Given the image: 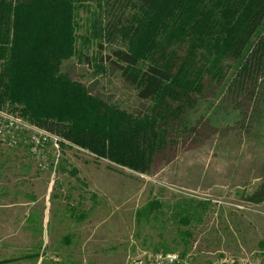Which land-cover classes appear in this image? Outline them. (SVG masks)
I'll list each match as a JSON object with an SVG mask.
<instances>
[{
	"label": "rangeland",
	"instance_id": "374dc122",
	"mask_svg": "<svg viewBox=\"0 0 264 264\" xmlns=\"http://www.w3.org/2000/svg\"><path fill=\"white\" fill-rule=\"evenodd\" d=\"M88 5L77 11L76 53L61 72L108 105L147 113L150 101L113 56L123 43L92 38L98 7ZM225 64L224 76H206L194 105L170 123L147 173L64 141L56 166L45 150L43 170L26 148L0 151V263L127 264L143 252H177L201 264L222 252L264 253V199H245L264 177V76L238 93Z\"/></svg>",
	"mask_w": 264,
	"mask_h": 264
},
{
	"label": "trees",
	"instance_id": "16d2710c",
	"mask_svg": "<svg viewBox=\"0 0 264 264\" xmlns=\"http://www.w3.org/2000/svg\"><path fill=\"white\" fill-rule=\"evenodd\" d=\"M90 2L98 7L92 38L123 43L113 56L138 98L150 101L147 113L108 105L61 72L76 53L77 11L90 12ZM225 62L238 93L258 86L264 0H0V108L20 106L70 145L138 173L166 147L170 123L194 105L206 76H224ZM245 199L263 201L264 177Z\"/></svg>",
	"mask_w": 264,
	"mask_h": 264
},
{
	"label": "built area",
	"instance_id": "2783aa9c",
	"mask_svg": "<svg viewBox=\"0 0 264 264\" xmlns=\"http://www.w3.org/2000/svg\"><path fill=\"white\" fill-rule=\"evenodd\" d=\"M62 143L63 138L27 120L18 110L8 106L0 108V151L26 148V152L33 157V160L39 162L38 167L43 170L47 167L45 150L52 148L54 154L51 162L52 166H56L61 156ZM127 264H192V257L190 255L181 257L177 252H143L132 257ZM201 264H264V253H253L236 258L222 252Z\"/></svg>",
	"mask_w": 264,
	"mask_h": 264
}]
</instances>
